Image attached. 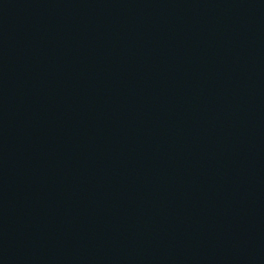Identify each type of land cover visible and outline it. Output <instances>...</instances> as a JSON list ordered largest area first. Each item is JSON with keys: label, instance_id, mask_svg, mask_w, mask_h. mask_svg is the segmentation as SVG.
I'll list each match as a JSON object with an SVG mask.
<instances>
[{"label": "water", "instance_id": "obj_1", "mask_svg": "<svg viewBox=\"0 0 264 264\" xmlns=\"http://www.w3.org/2000/svg\"><path fill=\"white\" fill-rule=\"evenodd\" d=\"M0 264H264V0H0Z\"/></svg>", "mask_w": 264, "mask_h": 264}]
</instances>
